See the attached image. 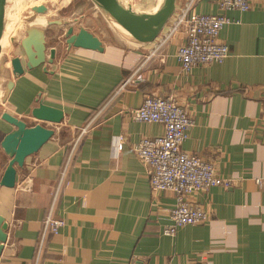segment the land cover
<instances>
[{"label":"crops","instance_id":"obj_1","mask_svg":"<svg viewBox=\"0 0 264 264\" xmlns=\"http://www.w3.org/2000/svg\"><path fill=\"white\" fill-rule=\"evenodd\" d=\"M131 1L146 12L159 6V0ZM93 11L108 20L98 6ZM195 12L225 14L232 22L219 35L228 58L190 73L177 59L184 31L162 44L166 27L147 45L111 31L118 41L111 49L110 31L97 27V17L62 22L47 20V12L28 21L19 44L36 28L46 39L47 57L51 49L56 56L53 63L28 69L20 44L11 59L22 57L21 76L0 61V143L14 130L2 120L6 111L34 125L31 112L43 103L62 110L64 120L44 124L55 135L18 169L16 186L0 185V215L8 223L0 264H264V0H252L247 12H224L216 0H199ZM38 15L44 27H30ZM16 25L9 24V35L5 29L2 52L9 51ZM70 27L100 38L104 52L69 48ZM154 50L158 54L149 58ZM137 62L142 80L120 91ZM147 96H172L189 110L196 123L182 149L214 164L218 177L232 183L195 192L190 199L207 220L181 227L174 236L163 230L172 223L176 196L152 190L134 151L143 138L164 133L159 123L131 117L130 110ZM9 161L0 145V182ZM50 209L66 224L48 234L40 250Z\"/></svg>","mask_w":264,"mask_h":264},{"label":"built area","instance_id":"obj_2","mask_svg":"<svg viewBox=\"0 0 264 264\" xmlns=\"http://www.w3.org/2000/svg\"><path fill=\"white\" fill-rule=\"evenodd\" d=\"M198 1L182 2L162 39V44H167L180 32H185V43L177 53V59L185 73H190L196 67L223 63L229 56V47L219 41V35L232 20L225 14L206 15L195 12ZM216 3L224 12H247L252 8V0H216ZM137 74L138 70L122 85L120 91L135 80H142ZM130 113L136 122L159 123L164 128L161 136L143 138L134 146L136 155L146 167L152 190L170 191L176 196V205L170 213L172 223L163 230V234L174 236L181 227L205 222L206 211L194 204L190 197L195 192L208 191L220 185L229 187L232 183L218 177L214 164L182 149L188 131L195 126L194 117L172 96H147L143 105L131 109ZM122 143L123 138L119 137L118 151L122 150ZM65 224L64 220L54 218L50 209L43 221L39 249H42L48 234H58Z\"/></svg>","mask_w":264,"mask_h":264},{"label":"water","instance_id":"obj_3","mask_svg":"<svg viewBox=\"0 0 264 264\" xmlns=\"http://www.w3.org/2000/svg\"><path fill=\"white\" fill-rule=\"evenodd\" d=\"M108 17L112 23L121 26L134 41L147 45L153 43L164 29L170 24L178 11L179 0H163L153 11H141L134 6L131 0H92ZM8 0H0V55L2 53L1 40L6 26V13ZM37 14H46L48 7L39 5L33 8ZM66 43L69 48L83 49L103 53L104 44L100 38L85 28L75 31L70 27L66 33ZM26 59L28 69L37 68L46 63H53L56 50L51 49L50 57H47V45L45 37L36 28L29 30L27 36L20 42ZM12 73L21 76L25 72L22 57L14 56L10 60ZM12 82L10 87H12ZM31 117L37 121L29 125L28 120L21 119L9 112L2 114V120L12 125L14 130L8 133L0 145L10 157L9 164L1 179L0 185L14 188L17 183L18 169L24 167L26 160L39 152L55 135L52 128L45 123L59 125L64 120V112L60 109L39 103L31 112ZM8 223L0 215V258L8 239Z\"/></svg>","mask_w":264,"mask_h":264},{"label":"rangeland","instance_id":"obj_4","mask_svg":"<svg viewBox=\"0 0 264 264\" xmlns=\"http://www.w3.org/2000/svg\"><path fill=\"white\" fill-rule=\"evenodd\" d=\"M39 5H45L48 7V14L46 15L47 20H61L62 22H65V20L76 18V17H79L80 15H85V16L87 15L89 18L97 17L96 22H98V24L94 23V25L96 26L97 24V27L101 30L108 29L110 31V34H109L110 36L106 37V40L109 44L108 46L111 49L115 46V44L118 43L117 39H115L116 34L114 35L112 33L118 32L120 36H122V33L110 27L111 26L110 23L112 22L108 17L105 16L106 17L105 19H108V20H104L101 17V14L93 11L94 7L97 8V6H95V3L92 0H8V7H7V13H6V26H5L6 34L9 35L12 33V32H9L10 31L9 24H12L13 20L17 23L16 25L17 34L10 41L9 51L4 50L2 54L0 55V61H3V60L8 61V63L10 64L12 55L15 53H19L18 47L20 44H19L18 39L25 33V30L28 28L29 26L28 21L33 16L36 15L33 12V8ZM63 29H64V26L62 27V29H60V31H63ZM6 34H4L3 36L5 37ZM128 38L133 40L129 36ZM153 53L155 54L152 55ZM157 54L158 53L154 51L148 57L151 58ZM137 68H138V62L133 65L132 74L137 70Z\"/></svg>","mask_w":264,"mask_h":264},{"label":"bare ground","instance_id":"obj_5","mask_svg":"<svg viewBox=\"0 0 264 264\" xmlns=\"http://www.w3.org/2000/svg\"><path fill=\"white\" fill-rule=\"evenodd\" d=\"M162 2H163V0H160V2H159L158 5H160ZM38 21H39V15L37 16V19H36L32 24H30V27H44V25L39 24ZM47 23H48V22L46 21V25H47ZM46 25H45V26H46ZM113 25H114V27H115L118 31H120V32L124 33L125 35L131 37V36L129 35V33L126 32L121 26H119V25L116 24V23H113ZM131 38H132V37H131ZM11 39H13V37H12ZM11 39H10V41H11Z\"/></svg>","mask_w":264,"mask_h":264}]
</instances>
